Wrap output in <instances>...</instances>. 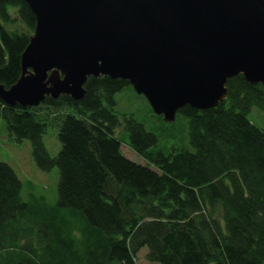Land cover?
Instances as JSON below:
<instances>
[{
	"label": "trees",
	"instance_id": "1",
	"mask_svg": "<svg viewBox=\"0 0 264 264\" xmlns=\"http://www.w3.org/2000/svg\"><path fill=\"white\" fill-rule=\"evenodd\" d=\"M35 24L24 0H0L6 88L20 77ZM126 86L89 77L78 101L47 96L23 107L0 99L9 139L29 140L37 167L59 172L57 203H29L14 169L0 161V264H137L145 246L146 259L160 264H264V129L249 119L254 107L264 114V84L237 75L218 106L179 110L190 146L168 153L152 149L155 132L116 110ZM48 126L58 128L55 156L43 142ZM122 128L145 163L124 154Z\"/></svg>",
	"mask_w": 264,
	"mask_h": 264
},
{
	"label": "water",
	"instance_id": "2",
	"mask_svg": "<svg viewBox=\"0 0 264 264\" xmlns=\"http://www.w3.org/2000/svg\"><path fill=\"white\" fill-rule=\"evenodd\" d=\"M36 24L21 74L0 99H83L89 77L127 81L166 123L227 98L229 79L264 84V0H24Z\"/></svg>",
	"mask_w": 264,
	"mask_h": 264
},
{
	"label": "rangeland",
	"instance_id": "3",
	"mask_svg": "<svg viewBox=\"0 0 264 264\" xmlns=\"http://www.w3.org/2000/svg\"><path fill=\"white\" fill-rule=\"evenodd\" d=\"M12 9V7H10ZM116 110L119 113L133 115L141 122L147 131L158 135V143L153 150H161L168 153L173 146H190L188 137L187 117L179 112L176 120L166 123L162 116L156 115L144 95L138 94L132 86L124 87L116 94ZM249 119L256 126L264 129V114L254 107L249 114ZM124 154L138 163L145 160L128 147L126 141L129 134L125 129L118 130ZM43 142L48 152L55 156L58 154L61 143L58 139V128L48 126L43 135ZM0 161L8 163L16 172L22 182V198L31 203L36 200H45L47 204L55 205L58 200L59 172L57 167L50 170H40L32 155V146L29 140L13 142L6 131L5 119L0 120ZM148 248L143 247L137 254V264H160L146 259ZM7 255L6 253H4Z\"/></svg>",
	"mask_w": 264,
	"mask_h": 264
}]
</instances>
